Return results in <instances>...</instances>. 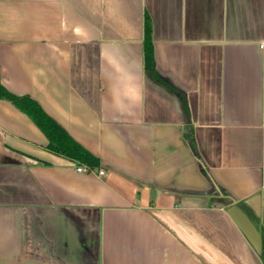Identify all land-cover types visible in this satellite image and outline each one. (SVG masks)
I'll list each match as a JSON object with an SVG mask.
<instances>
[{"label":"crops","instance_id":"0c3cea01","mask_svg":"<svg viewBox=\"0 0 264 264\" xmlns=\"http://www.w3.org/2000/svg\"><path fill=\"white\" fill-rule=\"evenodd\" d=\"M0 83L106 172L0 100V264H264V0H0Z\"/></svg>","mask_w":264,"mask_h":264},{"label":"trees","instance_id":"16d2710c","mask_svg":"<svg viewBox=\"0 0 264 264\" xmlns=\"http://www.w3.org/2000/svg\"><path fill=\"white\" fill-rule=\"evenodd\" d=\"M151 26L148 17L144 16L143 22V67L145 72L155 80L157 83L166 87L169 91L176 95L178 98L185 119L188 120V108L184 95L176 92L171 86L165 83L157 75L155 70V62L153 57V49L150 37ZM0 100H7L16 106L22 113L29 117L35 126L43 133L47 139L46 149L56 155L67 158L77 165H84L87 168L98 169L99 160L86 149L81 147L75 142L69 134L53 119H51L39 106V104L31 97L17 96L9 92L0 83ZM183 136L186 140L189 139V134L184 133ZM237 207L245 215V217L253 224L257 225L258 221L249 208L243 203H238ZM264 251V238L261 237Z\"/></svg>","mask_w":264,"mask_h":264},{"label":"built area","instance_id":"2783aa9c","mask_svg":"<svg viewBox=\"0 0 264 264\" xmlns=\"http://www.w3.org/2000/svg\"><path fill=\"white\" fill-rule=\"evenodd\" d=\"M76 171L79 173H93L98 177H103L106 175V172L103 169H91V168H87L84 165H78L76 167Z\"/></svg>","mask_w":264,"mask_h":264},{"label":"water","instance_id":"95a60500","mask_svg":"<svg viewBox=\"0 0 264 264\" xmlns=\"http://www.w3.org/2000/svg\"><path fill=\"white\" fill-rule=\"evenodd\" d=\"M156 192H157V190H155V189H150V191H149L150 199H153V198H154Z\"/></svg>","mask_w":264,"mask_h":264}]
</instances>
